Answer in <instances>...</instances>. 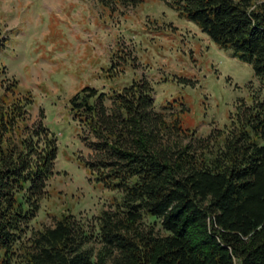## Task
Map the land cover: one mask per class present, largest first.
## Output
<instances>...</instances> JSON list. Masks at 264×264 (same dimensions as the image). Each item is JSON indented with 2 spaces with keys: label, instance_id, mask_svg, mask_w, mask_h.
<instances>
[{
  "label": "trees",
  "instance_id": "1",
  "mask_svg": "<svg viewBox=\"0 0 264 264\" xmlns=\"http://www.w3.org/2000/svg\"><path fill=\"white\" fill-rule=\"evenodd\" d=\"M164 1L264 85V0ZM17 88L0 62V264H264V99L241 98L201 135L182 124L184 103L155 108L146 77L111 92L82 86L68 98L91 148L79 161L121 196L95 225L66 212L28 234L57 138L41 118L28 122L32 98Z\"/></svg>",
  "mask_w": 264,
  "mask_h": 264
},
{
  "label": "rangeland",
  "instance_id": "2",
  "mask_svg": "<svg viewBox=\"0 0 264 264\" xmlns=\"http://www.w3.org/2000/svg\"><path fill=\"white\" fill-rule=\"evenodd\" d=\"M107 3L0 0L5 41L0 62L17 79V90L32 98L28 122L41 118L57 138L54 174L28 234L66 212L95 225L100 211L113 208L121 196L95 183L79 161L91 148L82 139L86 129L70 113L68 98L82 86L111 92L146 77L155 108L170 113L184 103L188 110L181 113L182 124L201 135L224 126L241 98L264 99V85L249 63L220 48L164 0ZM104 103L109 107L111 98Z\"/></svg>",
  "mask_w": 264,
  "mask_h": 264
}]
</instances>
